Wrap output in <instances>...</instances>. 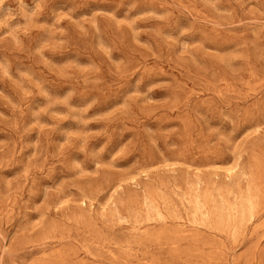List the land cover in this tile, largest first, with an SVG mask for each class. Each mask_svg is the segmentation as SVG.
<instances>
[{
  "label": "rangeland",
  "instance_id": "1",
  "mask_svg": "<svg viewBox=\"0 0 264 264\" xmlns=\"http://www.w3.org/2000/svg\"><path fill=\"white\" fill-rule=\"evenodd\" d=\"M0 264H264V0H0Z\"/></svg>",
  "mask_w": 264,
  "mask_h": 264
}]
</instances>
